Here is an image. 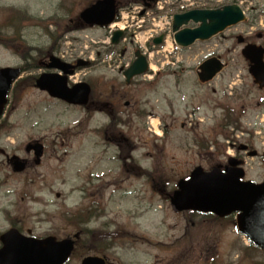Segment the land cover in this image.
<instances>
[{
  "label": "rangeland",
  "instance_id": "374dc122",
  "mask_svg": "<svg viewBox=\"0 0 264 264\" xmlns=\"http://www.w3.org/2000/svg\"><path fill=\"white\" fill-rule=\"evenodd\" d=\"M89 1L0 0V34L3 36L0 42L11 49L0 44V66L25 64L19 55L37 63L52 51L51 54L65 60L78 57L93 60L94 65L79 69L71 77L72 82H92L96 91L104 83L108 87L122 89L120 69L131 63L135 46L147 48V59L152 69L147 76L141 77L144 79L138 78L129 87L126 100L136 101L137 106L147 111L148 117L145 118L146 123L132 119L130 109L125 116H130L132 122L130 136L135 140L134 159L143 168L154 171V175L160 173L158 176L164 177L162 181L154 179V184H160V190L159 187L151 188L144 177L130 175L127 178L122 175L116 158L117 148L104 144L98 136L96 127L104 122L103 115L86 116L82 107L69 106L38 90L30 81L42 71L38 66L33 67L35 62H29L31 67L25 68L16 87L19 98L14 94L11 99L10 95L5 108L10 127L8 134H0V149L10 154L20 150L18 154L25 156L22 145L29 140L43 138L45 158L40 167H34L26 174L14 175L6 167L4 154L0 153V231L13 222L24 233L35 236L50 233L62 238L73 235L79 228L66 223L61 213L65 210L74 212L76 208L86 207L95 201L97 214L84 226L89 229L121 228L143 236L145 240L130 243L121 238L105 248L102 243L89 245L87 242L85 247L88 248L79 246L67 264H80L83 256L93 254L103 255L114 264H264L263 252L253 248L248 253L241 250L249 242L237 232L232 223L233 215L213 219L206 214H176L167 197L177 180L188 175L195 166L208 169L217 161L219 153L212 162L210 150H200L194 138L211 139L212 136L220 145L226 143L223 133L210 131L213 119L203 116V108L193 114L198 102L192 84L194 65L198 59L214 52L216 45L217 50L234 48L227 56L233 60L221 77L231 76L243 86L246 82L248 85V108L243 125L254 133L255 137L250 140L257 157L246 154L249 157L244 167L245 177L256 181L264 179V161L260 159L262 156L264 160V105L257 104L261 95L251 88L236 39L224 34L189 49L175 45L173 48L166 45L149 48L147 43L152 33L148 32L152 27L148 28L150 17L156 18L157 22L159 15L150 12L144 22L147 26L138 29L141 18L129 5L121 8L118 20L121 25L125 23L127 39L117 45L109 42V28L64 33L69 21H75L76 15ZM199 1L205 6L235 1L249 18L243 28L257 30L259 22L264 26V0ZM6 8L19 9L25 18L5 21ZM255 16L256 22H253ZM239 31L236 33H241ZM5 36L8 40L4 39ZM123 47H127L124 55L121 54ZM176 81L181 83L176 84ZM218 82L222 85L223 79ZM215 97H219L218 92ZM210 104L204 106L208 114L218 112L213 111ZM151 119L159 121L162 132L155 134L148 130ZM198 119L203 122L196 128L194 123ZM182 121L188 124L180 127ZM238 135L240 143H245L247 137Z\"/></svg>",
  "mask_w": 264,
  "mask_h": 264
},
{
  "label": "water",
  "instance_id": "95a60500",
  "mask_svg": "<svg viewBox=\"0 0 264 264\" xmlns=\"http://www.w3.org/2000/svg\"><path fill=\"white\" fill-rule=\"evenodd\" d=\"M115 12V0H97L80 13V18L89 25L103 26L113 22ZM244 19L241 8L236 4H232L214 10H192L183 14H176L173 17L172 29L177 44L188 46L196 39H208L227 26ZM190 20L198 23V26L194 29L187 27L180 29L183 25H187ZM121 34V31H115L112 42H117ZM161 41L162 36L154 39L155 44H159ZM250 49L249 47L246 48V50ZM253 50L257 51L253 48L251 52H254ZM262 52L264 53V50ZM262 52L255 60L254 67L256 69L253 74L256 77L263 72V69L260 68L264 65ZM135 54L137 56L136 60L124 72L127 78L146 70L145 57L139 51H136ZM250 55L251 59H255L252 54ZM214 61V59H211L203 66L210 76L221 69L220 63ZM83 64L81 62L77 63V65ZM46 66L62 71L63 75L59 73L41 74L36 80V85L40 89L47 90L51 96L70 104H87L90 93L88 84L78 83L72 87L67 86V75L73 73L74 66L55 57H51ZM19 72L20 69L16 68L0 69V114L7 102L6 97L11 84ZM257 81L259 80L257 79ZM27 148H34L37 157L41 155L42 148L40 144H30ZM13 165L16 171L24 169V162L19 160H15ZM240 177H242L240 170L222 173L218 168H214L210 172H204L198 167L192 172L190 179L179 182V190L174 192L171 197V204L177 212L185 209H197L224 216L239 211V230L252 238L254 243L264 250V182L261 184L242 183L239 180ZM0 239L4 244L0 254L5 253L8 255L3 256V259L0 256V264H63L72 250V242L69 240L57 242L52 237L36 240L21 235L15 229L6 232ZM82 264L106 263L98 257H86L82 260Z\"/></svg>",
  "mask_w": 264,
  "mask_h": 264
},
{
  "label": "flooded vegetation",
  "instance_id": "af4514ba",
  "mask_svg": "<svg viewBox=\"0 0 264 264\" xmlns=\"http://www.w3.org/2000/svg\"><path fill=\"white\" fill-rule=\"evenodd\" d=\"M256 18H254L255 21ZM80 24V23H78ZM246 24L242 25L245 26ZM241 27V26H240ZM240 30L239 26L229 28L227 30V34L232 35L234 38L239 41V39H242L244 41V44L247 43H257L264 46V31H250L249 28L244 27L242 29V32L244 33L243 36L237 35L235 32ZM218 45L214 47L215 52L212 53V56H216L224 61V63L227 64V56L230 54L232 50H234L233 47L225 48L223 50H217ZM242 49V48H241ZM231 62L230 60H228ZM201 61L198 62L200 64ZM195 90L197 92L198 96V104L197 107L201 108L202 106H205L208 103H211L212 110H219L218 115L211 116L213 117V124L210 129L212 132H216L218 130H224L225 128H232L235 131L239 132L242 135H245L244 132L246 131V128L242 125L241 122L244 120V114L246 110V100L249 97V90L247 82L245 86H243L242 82L235 81L231 76H228L223 81L222 85H219L215 82L216 79H220V77H217L214 81L210 83H201L198 81L197 77L195 76ZM240 84H242L240 86ZM129 86V85H124ZM251 88L258 94L261 95V99L257 101V104L259 106L264 105V87H259L258 84L254 83L251 78ZM229 90V91H228ZM219 91V97L216 98L215 95ZM126 94V90L123 88L122 91L120 89H114L112 86L103 85L102 89L99 90L98 96L96 97V100L92 102L91 107H96L100 111H102L106 117L108 118V121L110 120V117L112 115L118 114L122 107L120 106V100L122 97H124ZM126 105V103H125ZM127 106V105H126ZM133 108L131 110V113H134L136 108V102L132 105ZM139 109V108H138ZM206 110V108L204 107ZM205 113L204 115H206ZM215 116L218 117V119H215ZM117 119V118H116ZM190 125H193L192 123ZM196 127H200V123L195 124ZM181 126H185V122L183 121L181 123ZM239 136V135H238ZM240 137V136H239ZM245 143H240L239 140L232 138L229 136L227 138V144H221V147L219 148V154L216 156L217 161H215V148L214 150L210 151V156L212 157V162L218 164L219 166H225L229 161L230 158H234V161H240L242 164H245L246 154L249 153V148H252V142L245 139ZM230 149H232V153H230ZM2 153L5 155V161L7 163V168L9 169V166L11 161L8 157L7 153L4 150H1ZM20 152V150H18ZM27 153V156L29 157L31 155L30 152L25 151ZM30 153V154H29ZM28 168L26 171L32 169L33 165L29 161L28 158ZM232 160V161H233ZM42 164V163H41ZM41 164L39 166H41ZM38 166V167H39Z\"/></svg>",
  "mask_w": 264,
  "mask_h": 264
},
{
  "label": "trees",
  "instance_id": "16d2710c",
  "mask_svg": "<svg viewBox=\"0 0 264 264\" xmlns=\"http://www.w3.org/2000/svg\"><path fill=\"white\" fill-rule=\"evenodd\" d=\"M123 1L126 2V3L127 2L129 3V2H136V1H139V0H123ZM107 235L110 236V237H112L111 234H107ZM99 236L100 237H103L104 236V233H103V235L101 233H99ZM99 236H95V234H91L90 235L91 238H89V240H90L89 241V244L92 245L93 243H96L98 241V239H99Z\"/></svg>",
  "mask_w": 264,
  "mask_h": 264
}]
</instances>
